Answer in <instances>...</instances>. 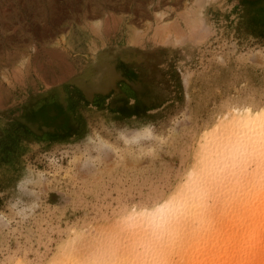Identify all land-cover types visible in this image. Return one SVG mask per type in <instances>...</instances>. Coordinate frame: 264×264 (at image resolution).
<instances>
[{"label": "rangeland", "instance_id": "1", "mask_svg": "<svg viewBox=\"0 0 264 264\" xmlns=\"http://www.w3.org/2000/svg\"><path fill=\"white\" fill-rule=\"evenodd\" d=\"M245 107L263 118L264 0H0V264H199L205 224L144 253L125 214L196 173L220 224L238 168L205 152Z\"/></svg>", "mask_w": 264, "mask_h": 264}, {"label": "bare ground", "instance_id": "2", "mask_svg": "<svg viewBox=\"0 0 264 264\" xmlns=\"http://www.w3.org/2000/svg\"><path fill=\"white\" fill-rule=\"evenodd\" d=\"M258 117L259 115L257 112L250 107H245L241 112H231L230 116H227L224 120V129L230 130L233 127L239 129V132L236 130L239 134L234 139L230 136L224 137L226 140L225 142L228 144V148L214 145V148H209L205 152L206 157H213L217 153V156L220 158L219 163L227 165L229 170L232 169L234 171L238 168V170L234 172L235 178H230L226 182H223L221 179L222 173L219 172L220 176H218V180L220 179V183L218 184H220V187L214 189L216 190L215 192L223 190L226 193L224 194L225 197H223L222 200L220 199V208L214 213L215 216H220V224H217L216 227V224H213L216 229H214L212 225L213 228L210 227L211 231L205 227L206 224L209 225L210 217H212L210 216L209 200L213 198L210 195L211 193L207 194L204 192H210L213 185L209 186V184L212 183H209V181L203 182L205 179H203L202 176L198 174L199 177H197L196 173H194L196 175L192 173L186 183L177 187L160 203L144 207L142 210H129L125 214L128 219L127 224L131 226V232L128 230L133 239L129 244L131 249L139 250L138 248H140V251L144 253L150 250L155 252L158 248L161 250L166 248V250H170L171 244H174V247L176 242L172 240H178L179 236L183 233H187V238L189 233L192 235L191 229H187V227L189 226V228H192L193 221L198 220L203 223L200 224V226L205 224L204 228L201 227L202 230H200L203 232L206 229L202 236L208 235V238L211 236L212 238L210 237L209 241L211 240L212 242L214 240L216 242V247L214 250H211L212 248H209V250L207 248L209 245L207 241H205L207 245L203 244L205 243L203 242L204 239L202 242L199 240L201 245L203 244L202 246L198 242L194 243V249L197 247L196 244L200 245L196 250H192L193 255H197L196 259L195 255L193 256L194 261L198 260L197 257L200 254L203 258L199 256V264H264V168L258 166V162L254 170L258 172L254 173V171L251 170V172H253V174H251L252 176H250L252 182H246L245 186H243L244 183L241 185L243 181H240V178L242 180L241 176L248 170H246L247 168L245 166L243 168L242 166L239 167V163L237 165L239 160L246 159L249 161L257 154H261L262 159L260 163L264 164V135H262L264 133V115L263 118L259 119ZM236 122H239V125H237ZM210 136L213 137L212 133ZM198 163H200V165L198 164V166H200L198 167L199 170L205 167L207 168L208 165L211 167L214 166L210 160L207 163L206 160L203 159ZM257 166L258 169H263V171L262 169L260 170L261 174H259V170H256ZM214 169L219 171L218 168ZM190 171H193L192 168ZM201 173L202 172H200V174ZM216 174H218V172ZM253 176L255 177L253 178ZM250 179H248V181H250ZM204 195L208 196L205 197ZM208 238L206 237L207 240ZM125 239H128V237ZM178 244L179 243H177V245ZM189 247L186 251H188ZM191 249L192 248H190V250ZM80 255L78 256L80 257ZM211 256L212 258H210ZM71 258L72 257H70V259ZM192 258L190 260L194 262ZM200 258H202V260H200ZM83 259L81 258V261L85 260ZM133 259L132 256L126 257L125 264ZM73 260L72 262H77L76 264H78L79 261ZM186 261L191 263L189 259ZM83 263L85 262H82V264ZM103 264H113V262H110L109 259L108 261L105 260ZM130 264L135 263L130 262Z\"/></svg>", "mask_w": 264, "mask_h": 264}]
</instances>
